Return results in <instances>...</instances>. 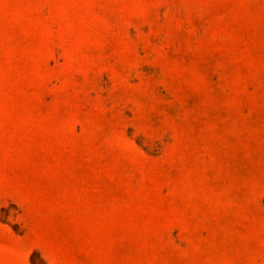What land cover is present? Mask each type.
Wrapping results in <instances>:
<instances>
[{"label": "rangeland", "instance_id": "374dc122", "mask_svg": "<svg viewBox=\"0 0 264 264\" xmlns=\"http://www.w3.org/2000/svg\"><path fill=\"white\" fill-rule=\"evenodd\" d=\"M0 264H264V0H0Z\"/></svg>", "mask_w": 264, "mask_h": 264}]
</instances>
